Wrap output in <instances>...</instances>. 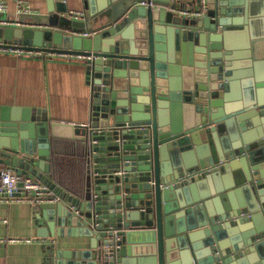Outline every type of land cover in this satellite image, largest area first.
Segmentation results:
<instances>
[{
    "label": "water",
    "instance_id": "water-1",
    "mask_svg": "<svg viewBox=\"0 0 264 264\" xmlns=\"http://www.w3.org/2000/svg\"><path fill=\"white\" fill-rule=\"evenodd\" d=\"M56 1L17 19L60 30L0 28L81 56L90 88L87 125L0 105V166L17 175L50 176L51 139L89 143L85 198L37 215L39 236L89 243L44 245L43 264H264V0H206L198 18L176 0H84V22Z\"/></svg>",
    "mask_w": 264,
    "mask_h": 264
},
{
    "label": "crops",
    "instance_id": "crops-1",
    "mask_svg": "<svg viewBox=\"0 0 264 264\" xmlns=\"http://www.w3.org/2000/svg\"><path fill=\"white\" fill-rule=\"evenodd\" d=\"M18 1L20 0H0L8 7L6 13L8 18L19 16L16 7ZM21 1L30 7L31 13L28 15L46 14L48 4L53 7L56 2H60L56 0ZM176 1L188 9L194 6L192 4L194 0ZM61 2L65 3L68 11L66 14H61L62 18L74 22L68 16L70 12L85 14L84 0H62ZM1 16L4 17L5 14ZM25 21L30 22L29 19ZM50 29L55 31L60 30L61 27L44 26L43 28V30ZM11 41L13 39L8 42ZM0 105L34 109L41 112L47 121L76 125L89 124L91 118L90 88L83 58L25 57L0 53ZM8 168L2 165L0 171ZM43 181L41 182L51 183L56 194L60 193L62 197L60 202L70 195L51 180L50 176L45 175ZM55 205L57 204L43 203L33 206L26 203H0V264H43V259L46 257L44 245L49 244H54L56 249L64 250L87 248L89 239L84 237L38 235L39 229H46L45 231L48 229L43 226L44 219L39 220L37 215L39 213L41 215L42 210L53 208ZM37 221L38 224H36ZM71 259L77 260L73 257ZM78 261L81 264L86 263L84 260Z\"/></svg>",
    "mask_w": 264,
    "mask_h": 264
},
{
    "label": "built area",
    "instance_id": "built-area-1",
    "mask_svg": "<svg viewBox=\"0 0 264 264\" xmlns=\"http://www.w3.org/2000/svg\"><path fill=\"white\" fill-rule=\"evenodd\" d=\"M141 5H146V3H141ZM151 5V4H150ZM200 9H170L172 12L179 16H184L188 18H198L202 17L206 11V0H199ZM17 14H25L31 13V9L29 5L23 1H18L16 3ZM152 7V5H151ZM8 12V7L3 2H0V28H13V29H32V30H43L44 26L36 25L32 22L19 21L17 17L8 18L6 13ZM1 14H5L4 17ZM68 16L76 21L82 22L85 20V14L83 12H70ZM73 36H79L82 38H88L91 36L90 33L85 31H72L70 32ZM0 53L4 54H12L16 56H25V57H61L67 59H80L81 56L54 52V51H39L32 50L25 47L23 44L18 42H8L0 40ZM97 143L96 141L93 144ZM62 197L59 194L54 192L52 184L43 183L38 181L37 179L25 176V175H17L16 171L8 168L0 171V203L4 204H12V203H26L33 206H39L43 203H62L60 202ZM71 209L75 211L77 215H79V211H77L74 207L71 206ZM113 240L114 243H106L105 249L116 251L121 245H119L120 236L116 235L113 232ZM107 240L111 241V238L107 237Z\"/></svg>",
    "mask_w": 264,
    "mask_h": 264
},
{
    "label": "trees",
    "instance_id": "trees-1",
    "mask_svg": "<svg viewBox=\"0 0 264 264\" xmlns=\"http://www.w3.org/2000/svg\"><path fill=\"white\" fill-rule=\"evenodd\" d=\"M89 160L88 142L50 140V178L78 200L87 195Z\"/></svg>",
    "mask_w": 264,
    "mask_h": 264
}]
</instances>
